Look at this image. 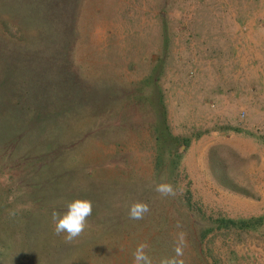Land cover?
Returning a JSON list of instances; mask_svg holds the SVG:
<instances>
[{
    "label": "rangeland",
    "instance_id": "374dc122",
    "mask_svg": "<svg viewBox=\"0 0 264 264\" xmlns=\"http://www.w3.org/2000/svg\"><path fill=\"white\" fill-rule=\"evenodd\" d=\"M263 162L264 0H0V264H264Z\"/></svg>",
    "mask_w": 264,
    "mask_h": 264
},
{
    "label": "clouds",
    "instance_id": "9594fccd",
    "mask_svg": "<svg viewBox=\"0 0 264 264\" xmlns=\"http://www.w3.org/2000/svg\"><path fill=\"white\" fill-rule=\"evenodd\" d=\"M155 191L161 196H174L175 191L169 183H159ZM149 211L144 203L137 202L131 205L129 217L133 220L142 219ZM92 215V202L88 199L76 198L66 204L63 213L53 212L52 221L55 224L56 234L66 233V239L71 241L78 237L87 226L88 218ZM145 246L139 245L134 252V264H150V260L144 251ZM176 254L181 255V249H176ZM170 264V262H164Z\"/></svg>",
    "mask_w": 264,
    "mask_h": 264
},
{
    "label": "trees",
    "instance_id": "16d2710c",
    "mask_svg": "<svg viewBox=\"0 0 264 264\" xmlns=\"http://www.w3.org/2000/svg\"><path fill=\"white\" fill-rule=\"evenodd\" d=\"M249 223L250 222H240L239 225L242 226L243 228H248ZM230 225L236 226V224L233 222H230ZM207 233H208V231H207Z\"/></svg>",
    "mask_w": 264,
    "mask_h": 264
},
{
    "label": "bare ground",
    "instance_id": "6f19581e",
    "mask_svg": "<svg viewBox=\"0 0 264 264\" xmlns=\"http://www.w3.org/2000/svg\"><path fill=\"white\" fill-rule=\"evenodd\" d=\"M254 152V151H253ZM248 153V152H247ZM253 163V162H252ZM264 163V162H263ZM248 165V164H247Z\"/></svg>",
    "mask_w": 264,
    "mask_h": 264
}]
</instances>
